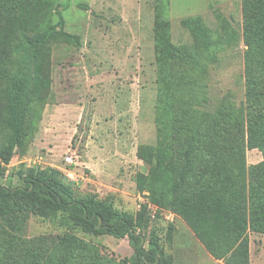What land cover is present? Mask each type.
Returning a JSON list of instances; mask_svg holds the SVG:
<instances>
[{"label": "rangeland", "instance_id": "374dc122", "mask_svg": "<svg viewBox=\"0 0 264 264\" xmlns=\"http://www.w3.org/2000/svg\"><path fill=\"white\" fill-rule=\"evenodd\" d=\"M59 13L71 37L31 47L27 38L40 27L60 29ZM0 27L5 28L0 50L9 56L10 73L21 66L28 72L26 135L9 163H1L0 184H15L18 170L52 167L76 194L110 198L117 209L134 213L143 200L152 203V170L164 171L184 149V136L175 133L171 119L179 108L246 110L249 105L243 0H0ZM170 45L185 46L192 58L159 62L158 47ZM188 80L195 84L191 95L185 93ZM3 86L0 80V90ZM9 133L0 114V147ZM67 153L75 160L68 168ZM37 154L42 162L29 163ZM245 160L261 162L262 151L246 149ZM22 206L17 199L12 219L0 218V256L8 264H24L32 256L44 264L49 250L37 239L65 231L88 241L109 262L133 254L127 237L84 233L57 214L23 206L27 213L18 224L15 213ZM150 210L149 230L159 234L173 264H225L204 249L174 209ZM248 235L250 264H264V233L248 230ZM1 247L15 256L3 257Z\"/></svg>", "mask_w": 264, "mask_h": 264}, {"label": "trees", "instance_id": "16d2710c", "mask_svg": "<svg viewBox=\"0 0 264 264\" xmlns=\"http://www.w3.org/2000/svg\"><path fill=\"white\" fill-rule=\"evenodd\" d=\"M184 22L188 23V19ZM59 25V30L51 24L40 27L27 38L30 46H46L57 36L71 37L63 30L60 13ZM194 27L199 29L198 25ZM4 31L0 27V34ZM243 42L248 108L226 105L213 111L190 106L179 108L171 119L175 133L184 136V149L164 171L153 169V178L148 181L151 202L159 208L174 209L204 249L225 264H250L248 230L264 233V0H243ZM204 48L208 53L207 37ZM157 57L162 63L192 55L185 46L170 45L159 46ZM9 61L8 54L0 50V80L4 83L0 90V114L10 131L8 142L0 147V165L9 163L27 131L24 100L27 68L21 66L11 74ZM193 87V80H188L185 93L191 95ZM255 147L262 151L263 160L247 165L245 151ZM160 153L164 155L165 151ZM16 178L15 184H10V180L0 184L2 220L12 219L15 201L20 199L33 212L57 214L67 225L84 233L127 237L133 248L128 259L109 262L88 241L65 231L50 240L45 236L37 239L40 246L49 250L44 264H173L159 234L149 230L151 210L146 203L133 213L117 209L110 198H99L94 193L78 195L61 171L52 167L18 170ZM137 186L142 187L140 179ZM23 206L15 213L18 224L27 213ZM18 224L17 230L21 229ZM1 248L3 257L15 256ZM34 257L27 258L24 264H36ZM0 264L8 262L0 256Z\"/></svg>", "mask_w": 264, "mask_h": 264}, {"label": "built area", "instance_id": "2783aa9c", "mask_svg": "<svg viewBox=\"0 0 264 264\" xmlns=\"http://www.w3.org/2000/svg\"><path fill=\"white\" fill-rule=\"evenodd\" d=\"M42 160H43V156L40 155V154H37V155L35 156L34 159H32V158L29 159V163L32 161V163H33L34 165H36V164H40V163L42 162ZM64 161H65V164H67V165H69V166L75 164L74 156H73L71 153H67V154L64 156ZM67 173L70 174V171L67 170ZM143 201H144L143 203H146V204H147L149 210H150V209H153L152 212H154V210H155L156 208H158V207H157L156 205H154L153 203L147 202L146 200H143ZM153 215H154V213H152V216H153ZM167 217H168L169 219H171L170 216H167Z\"/></svg>", "mask_w": 264, "mask_h": 264}, {"label": "water", "instance_id": "95a60500", "mask_svg": "<svg viewBox=\"0 0 264 264\" xmlns=\"http://www.w3.org/2000/svg\"><path fill=\"white\" fill-rule=\"evenodd\" d=\"M144 243V240H142V244ZM158 260V259H157Z\"/></svg>", "mask_w": 264, "mask_h": 264}]
</instances>
